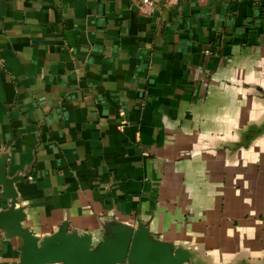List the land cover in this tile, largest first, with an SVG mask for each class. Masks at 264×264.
<instances>
[{
  "label": "crops",
  "instance_id": "1",
  "mask_svg": "<svg viewBox=\"0 0 264 264\" xmlns=\"http://www.w3.org/2000/svg\"><path fill=\"white\" fill-rule=\"evenodd\" d=\"M263 93L264 0H0V155L38 236L117 219L264 264Z\"/></svg>",
  "mask_w": 264,
  "mask_h": 264
},
{
  "label": "water",
  "instance_id": "2",
  "mask_svg": "<svg viewBox=\"0 0 264 264\" xmlns=\"http://www.w3.org/2000/svg\"><path fill=\"white\" fill-rule=\"evenodd\" d=\"M264 95V93H263ZM250 131L252 133H250ZM264 134V119L249 126L243 143ZM8 154L0 155V230L6 239H15L19 251L13 261L0 264H210L198 251L156 238L142 223L136 226L117 219L104 221L99 235L71 229L60 223L51 233L38 236L24 224L25 206L21 204L15 183L29 173L7 175ZM231 264H261L244 258Z\"/></svg>",
  "mask_w": 264,
  "mask_h": 264
},
{
  "label": "built area",
  "instance_id": "3",
  "mask_svg": "<svg viewBox=\"0 0 264 264\" xmlns=\"http://www.w3.org/2000/svg\"><path fill=\"white\" fill-rule=\"evenodd\" d=\"M144 6H151L153 4V0H139Z\"/></svg>",
  "mask_w": 264,
  "mask_h": 264
}]
</instances>
